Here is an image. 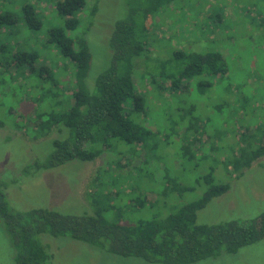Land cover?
Wrapping results in <instances>:
<instances>
[{"label":"rangeland","instance_id":"obj_1","mask_svg":"<svg viewBox=\"0 0 264 264\" xmlns=\"http://www.w3.org/2000/svg\"><path fill=\"white\" fill-rule=\"evenodd\" d=\"M57 1L0 0V13L13 12L18 19L23 4L38 9L40 30L28 29L22 20L17 27L28 45L43 48L45 57L56 64L59 72L58 96L52 99V89L42 92L34 77L0 64V179L7 182L8 209L25 212L46 208L81 215L93 214L97 208L108 220L130 225L152 217L163 218L198 200L208 186L201 177L211 169L213 183H228L229 189L197 211V224H245L262 215L264 155L236 171L231 161L253 146L264 145V0H190V5L180 3L173 12L147 19V57H152L146 64L141 61L136 65L134 86L145 99L139 121L153 133L149 141L155 143L153 152L116 141L113 150H103L93 161L74 160L25 172L34 159L47 156L48 140L57 134L55 127L41 130L36 114L57 111L64 105L61 99L72 90L70 61L44 41L49 27L62 23L55 10ZM94 4L97 12L93 17L84 13ZM81 11L72 34H83L88 43L92 59L86 84L93 93L95 77L112 62L108 42L112 26L125 17L127 8L125 0H86ZM209 14L212 18L207 25L204 18ZM4 40L1 31L0 42ZM6 43L13 48L16 45L9 40ZM173 49L218 52L227 71L208 79L209 85L196 86L198 79L195 85L184 82L176 96L161 77L151 81L152 74L147 75L157 69L156 57L166 58ZM143 71L146 73L141 77ZM40 91L42 98L38 97ZM192 107V117L209 119L206 134L191 146L197 157L207 156L206 162L199 158L197 166L184 161L179 150L186 144L180 114ZM166 171L177 189L185 190L170 189ZM136 198L144 200L142 207L133 204ZM37 238L49 254L50 264H158L110 254L68 236L41 233ZM14 255L11 237L0 219V264H14ZM193 264H264V237L234 253L222 252L217 258Z\"/></svg>","mask_w":264,"mask_h":264},{"label":"trees","instance_id":"obj_2","mask_svg":"<svg viewBox=\"0 0 264 264\" xmlns=\"http://www.w3.org/2000/svg\"><path fill=\"white\" fill-rule=\"evenodd\" d=\"M180 3L190 5L191 1L125 0L127 13L114 22L108 41L112 62L95 77V91L92 93L86 84L92 59L88 43L83 34H72L79 24L86 0L57 1L55 10L62 23L50 26L44 41L53 45L61 58L70 61L72 90L66 99H61L64 105L57 108V111L36 114L41 130L50 131L51 127H55L57 134L48 140L50 151L48 147L47 156L34 159L25 172L49 169L74 160L93 161L103 150H113L116 141L135 148L142 146L151 152L155 150V143H149L153 133L139 121L145 99L142 93L135 90L134 70L138 62L146 64L152 57H147V19L173 12V9H179ZM86 12L93 17L97 6L91 5ZM21 13L20 19L10 11L0 13V32H4L5 37L0 42L1 67L12 66L17 71L21 69L26 72L24 76L34 77L36 83L38 81L42 92L46 90L48 93L52 89L54 93L51 98L56 99V75L59 73L56 64L45 57L43 48L36 49L28 45L29 42L20 35L17 27L18 21L22 20L28 29L40 30L42 24L38 9L25 3ZM211 18V14L205 16L207 25ZM8 40L14 41V48L8 46ZM156 59H159L157 69L154 68L147 75L152 74L151 81L161 77L167 83L168 91L176 96L180 94L184 82L195 85L198 79L196 86L209 85L208 79L224 75L227 71L222 56L215 51L173 49L167 52L166 58ZM144 73L146 71L140 76ZM41 91L39 98H42ZM192 109L180 114V122H184L182 128L186 144L180 145L179 150L184 161H192L197 166V160L200 158L206 162L207 156L203 154L197 157L191 146L199 143L201 134H206L209 119L199 121L192 117ZM167 139L168 136L165 137ZM261 155H264V145L253 146L231 161L232 169L236 171L241 166H248L250 161ZM212 172L210 169L202 175L201 180L208 186L198 200L180 206L163 218L152 217L130 225L108 220L102 215V210L97 208L93 214L81 215L62 214L46 208L12 212L7 207L5 196L7 182L0 179V219L15 249L13 262L50 264L49 254L37 238L41 233L54 237L68 236L110 254L137 257L158 264H193L214 259L222 252L234 253L238 248L263 238L264 213L245 224L237 221L196 223L197 211L211 198L229 189L228 183H213ZM164 174L166 180H169L168 172ZM169 181L170 189L185 190L183 187L177 189L172 179ZM135 201L133 204L136 206H143L144 200L136 198Z\"/></svg>","mask_w":264,"mask_h":264}]
</instances>
